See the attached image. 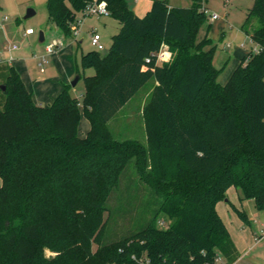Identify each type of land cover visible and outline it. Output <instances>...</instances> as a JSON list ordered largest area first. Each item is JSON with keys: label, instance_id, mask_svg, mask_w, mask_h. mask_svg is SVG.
Segmentation results:
<instances>
[{"label": "trees", "instance_id": "1", "mask_svg": "<svg viewBox=\"0 0 264 264\" xmlns=\"http://www.w3.org/2000/svg\"><path fill=\"white\" fill-rule=\"evenodd\" d=\"M93 1L47 0L49 21L71 37ZM104 1L121 27L107 53L81 58L95 71L84 78L82 108L70 85L49 106L38 104L16 68L0 65V264H215L217 255L233 264L240 254L218 204L236 188L241 202L264 210V0H254L242 26L249 32L258 20L251 40L262 51L242 58L225 85L205 0L190 7L153 0L143 18L127 0ZM165 44L172 57L160 64ZM149 81L146 142L116 139L110 120ZM131 162L155 215L105 244L108 203L128 189Z\"/></svg>", "mask_w": 264, "mask_h": 264}, {"label": "rangeland", "instance_id": "2", "mask_svg": "<svg viewBox=\"0 0 264 264\" xmlns=\"http://www.w3.org/2000/svg\"><path fill=\"white\" fill-rule=\"evenodd\" d=\"M175 7H190L191 0H167ZM208 1V2H207ZM228 1V3H227ZM254 4V0H205L204 6L207 8L209 23L212 24L211 35L213 45L217 47L215 66L223 68L227 60L228 53L230 54L235 47H239L244 51L253 45L247 32L242 30L247 15ZM47 0H0V52L4 45L3 51H12L13 45L18 46V50L14 51V55L30 56L28 70H30L31 80H25L28 88L34 91V97L38 102L48 104L47 99L54 95L50 91L42 94L47 87H57L62 85V82L70 84V92L73 97L81 102L85 91L84 78L94 75V69H83L81 66L82 54L97 49L92 45V32L97 31L102 37L104 49L99 51L105 54L109 51L112 45L113 36L119 32L120 22L110 16L103 17H87L79 27V37L83 38L82 43L66 39L62 31L52 22L49 21L47 12ZM35 12L31 17L26 18L28 10ZM217 13L219 18L216 20L210 19V14ZM7 17V20H3ZM78 17H82L81 14ZM259 26L257 19L253 18L248 26L249 33ZM33 29L35 34L26 35L27 29ZM207 25L201 29L199 39L205 35ZM220 29V30H219ZM222 31V32H221ZM43 32L45 40H40V33ZM6 36V37H5ZM55 39L63 40L65 47L61 48L54 54L47 53V46ZM74 41V42H73ZM230 44V48H227ZM163 49L168 51L169 61L172 57L168 45H164ZM45 58V61H43ZM42 62V64H40ZM230 65H228L229 67ZM227 67V68H228ZM43 69V70H42ZM230 70L223 69V74L219 78V82H224V73ZM67 71L71 75V79L67 78ZM62 75V78L54 79V77ZM79 77V79L77 78ZM42 81H47V84H42ZM75 82V85L72 83ZM154 86V81H149L109 122V128L116 139L126 140L133 139L142 143L146 142L145 124L142 116L144 105L149 99L150 92ZM4 97L0 93V106L3 105ZM49 106V105H45ZM90 129V123L82 114L78 127V135L85 137ZM129 185L125 191L118 190L114 194V198L109 201V211L105 214L107 221L104 243L108 244L122 237L131 235L143 229L146 224L154 218V204L151 191L146 186L139 183L134 163L131 162L128 167ZM144 187L146 190H139V187ZM238 196H242L241 191L234 188ZM115 197V196H114ZM237 197V201L239 199ZM248 206L253 214L249 213L251 225H247L250 232V237H254L251 231L254 230L261 238L259 250L255 255L259 256V260L264 262V228L261 231L260 225L264 227V210H257L254 200H248ZM248 210V209H247ZM163 215L158 216V220H163ZM255 220L258 223H255ZM250 226L252 228H250ZM252 229V230H251ZM252 233V234H251ZM262 236V237H261ZM96 249V248H95ZM48 256L53 255L52 252H47ZM223 259V257H221ZM222 261V260H221ZM242 264H253L247 259Z\"/></svg>", "mask_w": 264, "mask_h": 264}, {"label": "crops", "instance_id": "3", "mask_svg": "<svg viewBox=\"0 0 264 264\" xmlns=\"http://www.w3.org/2000/svg\"><path fill=\"white\" fill-rule=\"evenodd\" d=\"M127 2H128L130 9L140 18H143L152 9V6H153V0H127ZM227 3H228V1H227ZM170 6L175 7L171 4H170ZM119 30H120V28H119ZM211 32L212 31L210 30L209 37L211 35ZM93 33H97V31H93L92 34ZM247 33H248L249 38L251 40L252 34L249 32H247ZM205 34H206V31H205L204 35ZM28 36H31V35H28ZM65 38L71 40V38H74V37L71 36V37H65ZM44 40H45V35H44ZM72 40H75V43L76 42L82 43L84 41V39L83 38L81 39V37H79V39L74 38ZM61 41L64 43L63 40H61ZM101 41H102V37H101ZM212 41H213V39H212ZM251 42H252V40H251ZM5 47L6 46L4 45L3 49ZM63 47H65V43H64ZM255 47H256L255 43H253V45L250 46L247 49V51H244L243 49H240L239 47H235L234 50L230 54L228 53L227 60L224 62V63H226V65H224L223 68H217L214 64V66L217 69H228L230 67V70H228L227 73H224L225 77H224V82L222 83V85H225L229 81V79L231 78V76L234 73V71L236 70V68L240 65L241 59L244 58L245 56H247ZM227 48H230V44H227ZM3 49L0 52V65H4V64L13 65L16 68V70L18 71V73L20 74L24 83L26 84L25 80H31L30 70H28V63H29V61H31L30 56H26L24 54L14 55L13 52L18 50V48L15 50L10 49L12 51H3ZM82 55H84V54H82ZM166 55L168 57L169 53L167 52ZM215 59H216V54L214 57V61H215ZM27 61H28V63H27ZM228 65H230V66L228 67ZM222 74H223V72H221L219 78L221 77ZM57 78H62V80L66 81L65 77H63L61 74L59 76L54 77V79H57ZM67 78L71 79V75L68 73V71H67ZM219 78H218V82H219ZM42 82H43L42 84H47V81H42ZM65 85H70V84H66V83L62 82V85H60L59 88H57V87L55 88V87H51V86L47 87V85H46L44 92L42 94H44L46 96V94L49 91L51 93L54 92V95H52L51 98L47 99L46 103H48V104H43V102H41V103L38 102V100L35 97H34V99L38 104H40L42 106L50 105L52 103L53 99L62 92ZM26 86H27V84H26ZM27 88H28V86H27ZM28 89L31 90L30 88H28ZM31 91L34 94V91L33 90H31ZM1 185H2V180L0 178V187H1ZM234 190H235L234 188L229 189L227 200L220 202L217 206L218 212L221 215V217L223 218V220L225 221V223L227 224L228 229H229L230 234H231V237H232V239L235 243V246H236V248L240 254L239 258L233 264H242L247 259L251 260V262L253 264H264V262L259 260V256L255 255L256 251L259 250V248H260V246H258V244L260 242H256V238H258V236H257L258 233L256 231L254 232V230L251 229L252 230L251 232L255 233V234H253L254 237H250V232L248 229H246L248 224H246L244 221H242V219L239 217V215L236 213V211L233 208V206H235L238 209H241V210L243 209L247 213L248 218H249V213H250V215L253 214V211L251 210L252 207L250 208V210H249V208H246V206H248V204H249L248 200L241 202V200H240L241 196L239 197L238 194ZM237 197H239L238 201H237ZM249 222H250L249 225H251L250 220H249ZM256 222L258 223L257 220H255V223ZM250 228H252V227L250 226ZM262 228H264V227L262 225H260L259 231H261ZM221 260L217 264H228L224 258Z\"/></svg>", "mask_w": 264, "mask_h": 264}, {"label": "built area", "instance_id": "4", "mask_svg": "<svg viewBox=\"0 0 264 264\" xmlns=\"http://www.w3.org/2000/svg\"><path fill=\"white\" fill-rule=\"evenodd\" d=\"M206 12L208 13V10H206ZM82 17H78L77 22L74 25L73 28V35L72 37L74 38H78L79 36V27L80 25L83 23V21L87 18V17H94V16H98V17H103V16H110V11L108 9L107 3L104 0H94L92 3H90L86 9L81 13ZM219 18V15L217 13H213L210 14V19L211 20H216ZM4 21L7 20V17H5L3 19ZM34 30L29 28L26 30V35H32L34 34ZM91 42L92 45L97 49V51H101L104 49V45L101 42V36L98 33H94L92 38H91ZM64 46V43L61 40L55 39L53 40L48 46H47V53L48 54H54L56 53L58 50H60L62 47ZM18 47L16 45H14L12 47V49H17ZM262 51V49L256 45V47L251 51L255 54H259ZM167 52L165 51V49H161V51L158 53V63L162 64L165 62H168L167 60ZM43 61H45V58H43ZM150 60L147 59V62H149ZM42 64V62L40 63ZM43 70V69H42ZM159 226L160 227H165L166 223L164 222V220H160L159 221ZM262 237V236H261ZM261 238H256V242H260ZM221 255H217V257L215 258V264L219 263L221 260ZM134 259H136V257H133ZM141 262H147L146 259H141Z\"/></svg>", "mask_w": 264, "mask_h": 264}, {"label": "water", "instance_id": "5", "mask_svg": "<svg viewBox=\"0 0 264 264\" xmlns=\"http://www.w3.org/2000/svg\"><path fill=\"white\" fill-rule=\"evenodd\" d=\"M34 14H35V12L33 10L29 9L27 12L26 18L31 17ZM40 40L44 41V33L43 32L40 33ZM77 78L79 79V77H77ZM72 85H75V82L72 83ZM2 89H4V86L2 87Z\"/></svg>", "mask_w": 264, "mask_h": 264}]
</instances>
